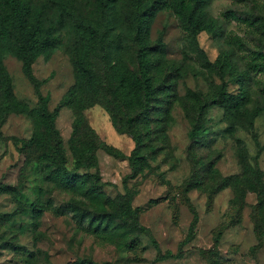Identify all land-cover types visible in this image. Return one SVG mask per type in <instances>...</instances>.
I'll use <instances>...</instances> for the list:
<instances>
[{
	"label": "rangeland",
	"instance_id": "1",
	"mask_svg": "<svg viewBox=\"0 0 264 264\" xmlns=\"http://www.w3.org/2000/svg\"><path fill=\"white\" fill-rule=\"evenodd\" d=\"M156 2L140 0L153 13L154 96L134 110L113 95L120 71L139 79L132 0H74L59 47L34 61L53 115L75 83L74 25L100 33L89 59L100 84L54 127L21 62L3 57L12 108L0 114V264H264V0H207L215 25L190 37ZM194 126L207 133L190 140ZM61 168L91 177L64 189L52 177ZM167 251L178 257L160 260Z\"/></svg>",
	"mask_w": 264,
	"mask_h": 264
},
{
	"label": "trees",
	"instance_id": "2",
	"mask_svg": "<svg viewBox=\"0 0 264 264\" xmlns=\"http://www.w3.org/2000/svg\"><path fill=\"white\" fill-rule=\"evenodd\" d=\"M206 2L207 0H157L156 3L159 9L172 12L190 37L202 31L212 30L215 25L214 20L209 18L204 11ZM132 4L138 9L135 11L133 26L136 31L135 43L139 47L136 56L139 79L134 81L126 72L120 71L116 75V87L113 91L114 98H118L122 103L128 102L125 106L129 110H134L135 105H139L140 101L148 102L154 96L150 76L151 64L146 50V32L153 13L149 9H144V12L141 13L140 0H132ZM74 10V0H50L47 2L0 0V90L4 97L0 105V114L4 116V113L9 112L12 108L8 101L9 78L3 64V57L6 55L13 56L21 62L24 75L39 95V110L43 116L49 119L50 127H54L55 117L61 108L80 104L85 95L89 96L91 91L97 89L100 80L92 70L89 59L91 54L97 50L96 46L98 42H101V36L89 22L82 21L73 27L74 36L79 41L74 56L75 83L63 101L55 108L53 115H49L47 112L49 96L39 94L40 86L47 80L38 81L33 74L34 61L40 57L48 60L59 47L61 43L59 26H63L65 22L72 19ZM228 43L232 46L240 45L239 39L234 36L228 39ZM256 57L261 60V66L264 68V56L257 54ZM247 67L249 71H254L256 65L254 62H250ZM220 97L223 102L232 99L224 88L220 91ZM245 97L246 94L242 93L232 101L244 100ZM208 105L209 103H205L202 108H206ZM20 108L22 107L20 106ZM24 110L26 109L24 108ZM53 131L55 132L54 129ZM206 133L207 129L194 126L188 134V138L194 140ZM136 140L140 142L139 139ZM52 177L59 187L72 189L74 186H84L91 176L71 173L61 168L56 170ZM41 214V210L34 208L32 210L33 220L36 222ZM195 222L196 216L194 215L190 230ZM141 230L145 229L141 228ZM152 242L154 246H157L155 241ZM177 257L178 255L167 251L160 257V260L176 259Z\"/></svg>",
	"mask_w": 264,
	"mask_h": 264
}]
</instances>
